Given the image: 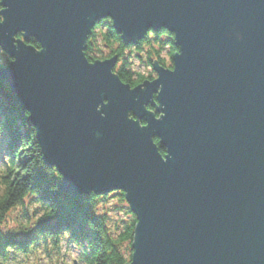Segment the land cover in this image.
Listing matches in <instances>:
<instances>
[{
    "label": "water",
    "instance_id": "water-1",
    "mask_svg": "<svg viewBox=\"0 0 264 264\" xmlns=\"http://www.w3.org/2000/svg\"><path fill=\"white\" fill-rule=\"evenodd\" d=\"M0 81L32 113L44 162L72 198L127 191L138 216L134 264H264V0H5ZM111 16L125 43L148 27L176 34L174 74L128 92L79 55ZM43 45L12 47V36ZM239 34L240 39H236ZM157 87L164 117L144 111ZM108 100L101 119L95 107ZM147 122L141 130L126 119ZM159 136L161 162L151 145Z\"/></svg>",
    "mask_w": 264,
    "mask_h": 264
},
{
    "label": "clouds",
    "instance_id": "clouds-1",
    "mask_svg": "<svg viewBox=\"0 0 264 264\" xmlns=\"http://www.w3.org/2000/svg\"><path fill=\"white\" fill-rule=\"evenodd\" d=\"M8 5L0 0V26L5 23ZM111 16H102L93 23L83 37L79 55L88 67L110 64L108 75L128 92L144 91L145 84L152 85L160 79L159 72L174 74L175 59L182 55L176 45V34L166 27L158 31L148 27L135 43H125L123 32H117ZM24 30L12 36V47L24 46L36 54L44 51L43 45L25 39ZM236 39H240L239 34ZM16 63L4 48H0V66ZM162 91L157 87L151 94V103L144 111L159 122L165 115L157 112L158 97ZM102 100L95 111L105 118L102 108L108 105ZM32 113L22 111L17 119V137L14 147H7V120L0 112V264H134L135 232L138 216L132 211L128 193L120 187L108 190L92 188L81 199L82 206L90 213L88 218L78 215L76 221L82 231L73 235L72 227L58 231H37L43 221L53 219L58 208L50 199L41 197L40 189L33 187L32 177L36 169H42L53 182L49 192L55 193L63 180L62 174L53 165L48 167L43 158V149L37 142L35 125L23 123L30 120ZM126 119L141 130L148 127L145 120L138 119L132 111ZM28 129L27 135L25 130ZM161 138L153 136L151 145L161 162H166L167 149L161 147ZM27 178V180H25ZM21 247L15 243H4L7 237L29 236Z\"/></svg>",
    "mask_w": 264,
    "mask_h": 264
},
{
    "label": "trees",
    "instance_id": "trees-1",
    "mask_svg": "<svg viewBox=\"0 0 264 264\" xmlns=\"http://www.w3.org/2000/svg\"><path fill=\"white\" fill-rule=\"evenodd\" d=\"M22 111L23 109L13 100L6 83L0 81V112L4 114L7 120V147L9 149L14 147L18 135L16 121L17 119H22ZM23 123L30 124L28 120L23 121ZM28 131V129L25 130V135H27ZM25 180H27V178H25ZM52 182L53 181L49 179L42 169H36L34 171L32 177L33 187L39 188L41 197L45 200L50 199L58 208V212L53 219L38 224L37 231L45 229L58 231L60 228L72 227L74 229L73 235H77L82 231L83 226L77 223L76 217L78 215H83L91 218L90 213L81 204V199L86 195H80L75 198L65 195L60 192V183L55 193L49 192L48 188ZM29 239L30 235L7 237L4 243H15L23 247Z\"/></svg>",
    "mask_w": 264,
    "mask_h": 264
},
{
    "label": "flooded vegetation",
    "instance_id": "flooded-vegetation-1",
    "mask_svg": "<svg viewBox=\"0 0 264 264\" xmlns=\"http://www.w3.org/2000/svg\"><path fill=\"white\" fill-rule=\"evenodd\" d=\"M8 65H9V64H7L6 66H0V68H6ZM146 104H149V103H146ZM156 111H157V109H156ZM157 112H158V111H157ZM142 120H144V118H143Z\"/></svg>",
    "mask_w": 264,
    "mask_h": 264
}]
</instances>
